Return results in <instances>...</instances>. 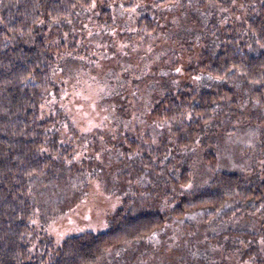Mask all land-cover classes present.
I'll list each match as a JSON object with an SVG mask.
<instances>
[{
	"label": "trees",
	"instance_id": "trees-1",
	"mask_svg": "<svg viewBox=\"0 0 264 264\" xmlns=\"http://www.w3.org/2000/svg\"><path fill=\"white\" fill-rule=\"evenodd\" d=\"M152 1L159 7H185V53L192 55L183 65L186 78L167 80L165 73L166 78L149 80L150 93L139 110L145 128L110 126L90 135L77 132L65 116H42L41 106L62 94L64 84L55 75L67 45L62 26L86 16L111 22L112 7L104 0H0V264H100L121 251L129 254L123 264H264L261 158L251 160L245 173L222 168L214 150L205 149L198 159L205 175L200 183L186 161L189 150L204 146L206 131L237 111L243 93L264 103V0ZM121 2L128 7L137 0ZM210 15L203 35L195 37L200 21ZM156 18L145 14L138 25L155 35ZM189 37L196 40L191 48ZM74 136L124 137L126 149L134 152L119 157V151L116 164L128 183L138 182L142 174L141 181L153 185V199L144 204L148 210L136 209L132 194L126 193L125 205L110 215L105 231L69 235L59 246L50 240L43 253H32L35 210L41 206L50 215L52 205L62 210L61 201L38 203L36 196L60 194L56 185L71 180L60 169L73 154ZM141 137L156 144L139 145ZM69 189L73 204L80 194ZM157 195L173 203L167 209L171 221H183L172 236L157 238L167 228L159 207L150 202ZM187 214L192 220L186 221Z\"/></svg>",
	"mask_w": 264,
	"mask_h": 264
},
{
	"label": "rangeland",
	"instance_id": "rangeland-1",
	"mask_svg": "<svg viewBox=\"0 0 264 264\" xmlns=\"http://www.w3.org/2000/svg\"><path fill=\"white\" fill-rule=\"evenodd\" d=\"M104 1L112 7L111 22L100 23L96 16H86L79 19V23L72 21L62 26L66 30L63 39L67 45L61 50L55 74L56 81L64 84L62 94L60 98L47 100L41 106L42 116L49 113L65 116L77 132L90 135V131L105 133L110 126L121 127L122 130L145 128L146 121L140 116L139 110L144 109L145 96L150 93L147 89L149 80L166 78L165 73L170 75L167 80L173 77L186 78L183 65L192 57L185 53L189 47L186 38L189 28L183 24V4L159 7L153 5L152 0H137L124 7L121 0ZM213 1L218 3L226 0ZM223 10L216 8L219 12ZM150 13L156 15L159 22L155 35H149L138 25L139 18ZM194 14L205 16L198 11H194ZM209 20H212L211 15L200 21V28L193 32L195 37L203 35ZM68 35L70 37L67 38ZM189 40L191 48L196 40L193 41L191 37ZM243 95L241 106L236 112H228L219 125L212 131H206L203 136L205 141L202 140L204 146L189 150L187 159L183 154L184 158L181 159H186L196 172V183H200L201 176H205L204 168L198 162L205 149L214 150L218 165L222 168H234L247 173L251 160L261 158L259 160L264 162V103L256 97L250 100L246 98L247 95ZM70 144L73 149L69 153L73 154L65 157L60 172L65 170L72 176L71 180L56 185L60 188V194L56 190L55 196L48 193L36 196L38 203L61 201L62 210L55 205L50 208L51 215L41 206L35 210L30 241L32 253H43L48 249L44 244L50 240L54 246H59L69 235L105 231L110 225V215L125 205L126 193L132 194L130 201L136 209H145L147 205L144 204L153 199V194H150L153 185L146 181L143 183L142 174L138 175L139 183H128L125 181L128 177L123 178L120 166L116 164L119 151V157L123 151L134 152L130 148L126 149L129 143L124 137L74 136ZM144 144L153 145L156 141L141 137L139 145ZM131 175L135 174L131 172ZM69 188L80 194L73 204L69 201ZM155 199L150 202L159 207L157 210L163 214L167 224L166 230L158 233L157 238L161 235L172 236L176 225L183 221H171L172 216L167 209L173 205L172 202L168 203L158 195ZM192 216L187 214L186 221L192 220ZM123 252L113 255L110 258L113 260L100 264H123L129 259V254Z\"/></svg>",
	"mask_w": 264,
	"mask_h": 264
}]
</instances>
